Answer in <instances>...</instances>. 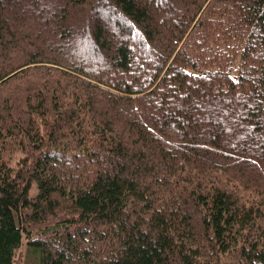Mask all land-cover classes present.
Masks as SVG:
<instances>
[{"label":"trees","instance_id":"obj_1","mask_svg":"<svg viewBox=\"0 0 264 264\" xmlns=\"http://www.w3.org/2000/svg\"><path fill=\"white\" fill-rule=\"evenodd\" d=\"M24 245L264 264V0H0V264Z\"/></svg>","mask_w":264,"mask_h":264},{"label":"rangeland","instance_id":"obj_2","mask_svg":"<svg viewBox=\"0 0 264 264\" xmlns=\"http://www.w3.org/2000/svg\"><path fill=\"white\" fill-rule=\"evenodd\" d=\"M21 157H23V155L20 152H18L15 156V159L12 161V166L15 167L19 162V160L21 159ZM35 194H36V186L35 184H33L31 186L30 195L34 196ZM23 241L24 243L26 242L25 239H23ZM29 254H30L29 251L25 249V245H24L19 251H17L16 264H37V261L33 257L29 256ZM31 255L33 254L31 253ZM227 259H224L223 264H236L234 260L232 259L227 260Z\"/></svg>","mask_w":264,"mask_h":264}]
</instances>
